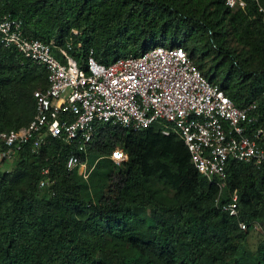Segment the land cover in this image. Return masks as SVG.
<instances>
[{
  "label": "trees",
  "instance_id": "obj_1",
  "mask_svg": "<svg viewBox=\"0 0 264 264\" xmlns=\"http://www.w3.org/2000/svg\"><path fill=\"white\" fill-rule=\"evenodd\" d=\"M245 1L0 0V20L19 18L24 34L57 45L72 36L80 64L89 49L108 64L159 44L183 47L236 106L256 102L264 127V0ZM45 86L43 67L0 44V130L27 124L33 91ZM69 148L60 138L37 152L25 145L10 171L0 167V264H264V164L231 159L220 191L159 124L98 123L81 154L86 176L66 168ZM116 148L127 155L118 164ZM45 167L51 191L38 185ZM234 190L237 216L220 208ZM255 221L261 241L249 251Z\"/></svg>",
  "mask_w": 264,
  "mask_h": 264
},
{
  "label": "built area",
  "instance_id": "obj_2",
  "mask_svg": "<svg viewBox=\"0 0 264 264\" xmlns=\"http://www.w3.org/2000/svg\"><path fill=\"white\" fill-rule=\"evenodd\" d=\"M225 4L243 8L246 1L225 0ZM259 7L264 22V9ZM0 44L16 48L24 59L43 67L46 75L45 88L33 91L31 120L16 129L0 130V164L13 161L25 145L37 152L48 140L60 138L70 147L66 168L84 166L81 154L98 123L133 130L159 124L163 133H176L199 174L214 181L220 191L231 159L256 167L264 164V147L259 142L264 127L257 103L236 106L218 83L200 72L183 47L159 44L108 64L99 62L89 49L80 64L72 54V36L64 45L27 36L19 18L0 20ZM126 158L119 148L111 154L117 164ZM41 174L39 187L51 191L55 180L48 176V168ZM220 208L238 215L236 190ZM239 227L247 226L239 222ZM253 228L262 225L255 221Z\"/></svg>",
  "mask_w": 264,
  "mask_h": 264
},
{
  "label": "rangeland",
  "instance_id": "obj_3",
  "mask_svg": "<svg viewBox=\"0 0 264 264\" xmlns=\"http://www.w3.org/2000/svg\"><path fill=\"white\" fill-rule=\"evenodd\" d=\"M258 2H259V0H258ZM258 4L262 8H264L260 4V2ZM0 167L2 170L10 171L12 169V162H5ZM77 170H78V173L82 175L83 173H85V165L78 167ZM260 241H261L260 229L251 228L249 230V234H248L246 241H245V248L249 251H255L258 244L260 243Z\"/></svg>",
  "mask_w": 264,
  "mask_h": 264
}]
</instances>
